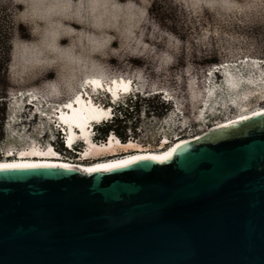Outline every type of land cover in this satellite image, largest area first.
I'll return each mask as SVG.
<instances>
[{
    "label": "rangeland",
    "instance_id": "1",
    "mask_svg": "<svg viewBox=\"0 0 264 264\" xmlns=\"http://www.w3.org/2000/svg\"><path fill=\"white\" fill-rule=\"evenodd\" d=\"M0 4L8 7L14 25L7 71L10 87L8 98L0 103L2 153L33 144L41 148L51 144L61 151L51 106L72 98L91 77L133 80L131 100H145L143 109L132 114L126 140L151 150L163 143V137L172 141L175 135L200 133L216 121L264 106V0H0ZM155 12L163 20L158 21ZM19 26H24V34ZM209 58L218 65L205 63ZM29 91L39 97L36 107L48 119L26 106L24 95ZM93 94L95 102L109 106L106 94ZM152 100L150 105L167 104V111L146 107ZM81 156L62 155L70 161Z\"/></svg>",
    "mask_w": 264,
    "mask_h": 264
},
{
    "label": "water",
    "instance_id": "2",
    "mask_svg": "<svg viewBox=\"0 0 264 264\" xmlns=\"http://www.w3.org/2000/svg\"><path fill=\"white\" fill-rule=\"evenodd\" d=\"M256 113L167 159L92 172L0 168V264H264Z\"/></svg>",
    "mask_w": 264,
    "mask_h": 264
},
{
    "label": "bare ground",
    "instance_id": "3",
    "mask_svg": "<svg viewBox=\"0 0 264 264\" xmlns=\"http://www.w3.org/2000/svg\"><path fill=\"white\" fill-rule=\"evenodd\" d=\"M89 80L92 83L94 81L97 82L93 83L94 86H97V84L100 83V80H98L97 77H91ZM114 81L116 82L115 84L110 83V85H108V88L113 93H116L118 90H125V88L129 89L130 87L129 82L126 81L124 78L121 80L115 78ZM83 92H88V89L83 88ZM92 100L93 99L90 98L88 102H86L84 100V94L81 92L74 96L70 101L56 106H51L54 107L53 113L55 115L53 116L57 117L58 115V119L62 120V122L68 124L69 126H72L73 124L78 125L80 127L82 135L87 140V146L84 148V153L81 157L70 161L63 158L62 156H59L57 150L37 147V145L35 146L34 144L27 148L16 150V152L13 154L7 153V155L0 157V165L59 164L64 166H72L79 170L86 171L87 169L98 168L100 166L119 164L142 156L160 157L162 159L181 142L204 132L203 130L200 133H197L196 135L191 137H178L172 141H164L155 150H151L149 148L141 146L140 144L131 139L125 142H121L114 135L107 139V141H105L104 143H94L93 141L88 140V135L85 134L86 131L84 127L87 122L92 119L108 116L110 109L108 108V106H96ZM263 110L264 106L258 107L253 111L251 110L250 112L242 114V116H239L237 118L228 117L220 122L216 121V123L214 122V124H212L210 128H220L226 123L241 120L253 113L260 112ZM74 137L75 135L72 132V129H69L66 138V144L68 146H71Z\"/></svg>",
    "mask_w": 264,
    "mask_h": 264
},
{
    "label": "trees",
    "instance_id": "4",
    "mask_svg": "<svg viewBox=\"0 0 264 264\" xmlns=\"http://www.w3.org/2000/svg\"><path fill=\"white\" fill-rule=\"evenodd\" d=\"M153 16L158 21L162 19L160 14H158V12L153 13ZM18 31L21 34H24L26 30L24 26H19ZM13 32H14V25H13L11 14L8 10V7L6 5L0 4V103L4 102L8 98L6 92L8 91V88L10 87V85H9L7 71H8L10 60H11V49H12L11 44H12ZM205 63H211L212 65L213 64L218 65L217 60L215 58H209ZM48 77H52V76L49 75ZM78 92H76V94ZM72 98L68 99L67 101H70ZM143 100L145 99H141L139 97H135L134 101L131 100V98H129V99H126L124 102H122L123 105L121 104L118 106H113L114 118L105 123H102L96 126L95 141H99V140L106 141V138L108 137L110 133L114 134L121 142L127 141L126 140L127 135L125 132L126 130L130 131V128H132V126L130 125V119L133 116L132 115L133 112L137 113V111H139L141 108L143 109L144 106H142L141 104ZM151 102H153V100L150 101L146 105V107L151 108L152 111H156L158 109L159 112H161L162 114L165 111H167V104L160 102L159 104H156V105L154 104L150 105ZM163 109L165 111H162ZM1 138H2V133L0 130V139ZM59 147L61 148V150L63 149L61 141L59 142Z\"/></svg>",
    "mask_w": 264,
    "mask_h": 264
},
{
    "label": "snow or ice",
    "instance_id": "5",
    "mask_svg": "<svg viewBox=\"0 0 264 264\" xmlns=\"http://www.w3.org/2000/svg\"><path fill=\"white\" fill-rule=\"evenodd\" d=\"M93 83H97V82H93ZM113 83L115 84L116 82L113 81ZM125 90H127V88H125ZM260 113H256V115H259ZM171 155V153H168L166 156H164L162 159H167L169 156ZM136 159H161L160 157H136L134 159L119 163V164H115V165H106V166H100L98 168H92V169H87L86 171L92 172V171H100V170H109L112 167H123L126 164H131L134 163ZM21 168V167H55V165H35V164H27V165H21V164H12V165H0V168ZM64 167V166H61Z\"/></svg>",
    "mask_w": 264,
    "mask_h": 264
},
{
    "label": "built area",
    "instance_id": "6",
    "mask_svg": "<svg viewBox=\"0 0 264 264\" xmlns=\"http://www.w3.org/2000/svg\"><path fill=\"white\" fill-rule=\"evenodd\" d=\"M127 99H129V98H127ZM27 106V105H26ZM104 106V104H102V107ZM28 108H29V106H28ZM30 109V108H29ZM31 111V110H30ZM31 113H34L33 111H31ZM35 114V113H34ZM7 118V121H9L10 123H12L13 122V120H12V118H11V116H9V117H6ZM5 123H6V121H5ZM192 130L190 129V130H188V132H191ZM197 133H190L188 136H180V135H175V137L172 139V140H174V139H176V138H178V137H191V136H194V135H196ZM162 142H164V141H166V142H168V141H170L167 137H163L162 139ZM16 152V150L15 149H9V150H6V151H4L3 153H2V151H1V148H0V155H1V157L2 156H4V155H7V153H15ZM58 152V154H59V156H62V155H65L66 153H69L64 147H63V153H62V150L61 151H57ZM17 156V155H16Z\"/></svg>",
    "mask_w": 264,
    "mask_h": 264
}]
</instances>
